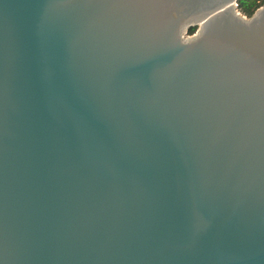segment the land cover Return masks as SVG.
<instances>
[{
  "label": "water",
  "instance_id": "obj_1",
  "mask_svg": "<svg viewBox=\"0 0 264 264\" xmlns=\"http://www.w3.org/2000/svg\"><path fill=\"white\" fill-rule=\"evenodd\" d=\"M240 1L0 0V264H264Z\"/></svg>",
  "mask_w": 264,
  "mask_h": 264
},
{
  "label": "trees",
  "instance_id": "obj_2",
  "mask_svg": "<svg viewBox=\"0 0 264 264\" xmlns=\"http://www.w3.org/2000/svg\"><path fill=\"white\" fill-rule=\"evenodd\" d=\"M262 6H264V0H241L238 3L239 12L248 18H251ZM195 33L196 29H191L189 31L190 36Z\"/></svg>",
  "mask_w": 264,
  "mask_h": 264
}]
</instances>
